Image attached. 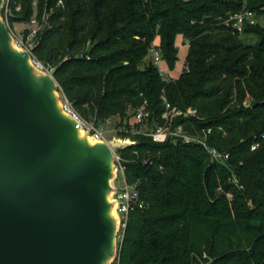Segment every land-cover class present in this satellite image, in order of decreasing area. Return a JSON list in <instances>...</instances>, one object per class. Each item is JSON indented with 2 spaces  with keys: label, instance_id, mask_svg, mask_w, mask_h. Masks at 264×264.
<instances>
[{
  "label": "trees",
  "instance_id": "obj_1",
  "mask_svg": "<svg viewBox=\"0 0 264 264\" xmlns=\"http://www.w3.org/2000/svg\"><path fill=\"white\" fill-rule=\"evenodd\" d=\"M16 1L18 21H30L34 0ZM58 1L38 0L44 26L33 56L57 67L63 99L83 119L123 120L144 100L159 118L165 97L198 110L199 117L175 120L185 133L211 128L208 146L228 155L213 158L197 142L132 136L136 144L119 152L144 206L129 214L121 263L264 264V26L256 19L239 33L225 23L244 10L264 15V0ZM244 33L256 43H245ZM179 35L188 41L189 70L166 82L149 48L155 43L172 69Z\"/></svg>",
  "mask_w": 264,
  "mask_h": 264
},
{
  "label": "water",
  "instance_id": "obj_2",
  "mask_svg": "<svg viewBox=\"0 0 264 264\" xmlns=\"http://www.w3.org/2000/svg\"><path fill=\"white\" fill-rule=\"evenodd\" d=\"M4 3L0 0V264H110L120 229L113 150L136 141L96 139L85 158L73 153L66 128L92 136L64 108L57 67L50 74L38 72L44 70L16 43L1 16ZM107 210L114 211L109 219Z\"/></svg>",
  "mask_w": 264,
  "mask_h": 264
},
{
  "label": "built area",
  "instance_id": "obj_3",
  "mask_svg": "<svg viewBox=\"0 0 264 264\" xmlns=\"http://www.w3.org/2000/svg\"><path fill=\"white\" fill-rule=\"evenodd\" d=\"M62 1L59 0L58 4H61ZM36 1H33V5L36 6ZM16 6L17 9L20 7V3L16 0H5L4 10L6 14V21L11 27L10 23V14L13 10L12 6ZM246 22L250 24L256 23L255 13L251 10H244L234 15H231L226 19L225 23L231 25L237 32L242 33L244 30V25ZM42 28V23L38 19L37 12L34 13L31 20L25 24V28L20 30L19 35L15 34L16 43L19 46H22L28 50L31 55L34 64L43 69L49 70L41 61L37 60L33 56V51L31 50L36 43V37L39 30ZM149 56L151 61L158 67L160 75L163 80L169 82L173 80L171 74L161 68L160 64L164 61L161 50L157 48L156 44L153 43L149 48ZM189 65L185 63L183 71H188ZM64 108L72 113V115L78 120L79 124L77 126H82L85 130L90 132L91 136L97 140L108 139L105 136V127L104 122L98 124L96 120L87 121L81 117V115L73 108L72 104L69 101H63ZM165 108L159 118H156L150 108L148 107L147 100H144L138 107L129 108L126 117L122 120L120 117H112L105 120V122H110L114 125V132L123 137L133 138L132 136L141 134L152 138L154 141H166L168 139H180L185 143L197 142L201 143L203 146L207 147L209 153L213 158L222 159L223 157L227 158V154H222L214 147L208 146V135L211 133V128L203 130V134H194L190 135L184 132L182 124H176L175 120L177 118H191L199 117L198 110L192 107L187 109H180L176 106L171 105V103L164 97ZM129 116V117H128ZM128 118L132 122V127L127 126ZM118 122V123H117ZM131 123V122H130ZM264 138V133L262 135ZM259 146V143H255L252 146V149H256ZM115 156V170L117 173L116 182L119 180V174L123 175V185L117 187L114 198L117 200V212L120 217V229L123 231L126 228L128 217L131 211L136 207H143L144 203L139 199V193L137 191L136 184H130L127 180L125 173V159L119 150H113ZM145 163H148V160H144ZM235 182L238 183V180L235 179ZM114 264H122L118 253L115 257Z\"/></svg>",
  "mask_w": 264,
  "mask_h": 264
},
{
  "label": "rangeland",
  "instance_id": "obj_4",
  "mask_svg": "<svg viewBox=\"0 0 264 264\" xmlns=\"http://www.w3.org/2000/svg\"><path fill=\"white\" fill-rule=\"evenodd\" d=\"M34 1H36L37 4H36V6L33 5V7H34L33 15H34L35 12H37V8H38V0H34ZM20 8H21V6L18 8V10H20ZM46 13H47V11H45L44 17L46 16ZM1 16L6 21V14H5L4 6H3L2 10H1ZM12 16L15 17V18H14L13 22L11 23V27L9 26V24L7 23V21H6V24H7V27L9 29V31L11 32V34L15 38L14 33L17 34V35H19L20 30H23V28H25V24L27 22H20V21H18L19 20L17 18L18 15L15 14L13 12V10H12L9 18H11ZM230 16H231V14H230ZM256 19L260 23V25L264 26V15L257 16ZM43 26L44 25L42 23V27ZM241 38L243 39V41L245 43H248V44H254L257 41V37L255 35H253V34L244 33V34L241 35ZM156 42H158V40H156ZM176 46L178 48V57H179V59H178L176 65H175V67L171 69L167 65V63L165 61H162L161 64H160L161 68H163L164 70L168 71L173 78L178 77L183 72V70H184L185 63H186V57H187V53H188V41L185 42V40L179 35L177 37V40H176ZM148 59L151 60V57L148 56ZM38 72H40V73H46V74H50L51 73L50 70H44V72L43 71L42 72L41 71H38ZM58 91H59V98H60V100L62 102V101H64V99H63V95H62V93L60 91V86L58 87ZM87 121H90V120H87ZM130 122L132 124L133 121L131 120ZM103 125H104L105 131H106L105 132V136H106V138L108 140L109 139H113L115 137L127 138V137H123L121 135L122 133H119V134L115 133L114 130H113L114 125L112 123H110V122L107 121V122H104ZM132 140H133V138H132ZM113 184H114L115 189H117V187H121L124 184L123 183V175L121 173L119 174V180L116 182V179H115L114 182H113ZM115 191H114V193H115ZM229 196H231V194H229ZM122 233H123V231L121 229H119L118 237H117L118 249H117L116 254L113 256V259L111 260L110 264H114L115 257H116V255L118 253V250H119V243H120V241L122 239Z\"/></svg>",
  "mask_w": 264,
  "mask_h": 264
},
{
  "label": "bare ground",
  "instance_id": "obj_5",
  "mask_svg": "<svg viewBox=\"0 0 264 264\" xmlns=\"http://www.w3.org/2000/svg\"><path fill=\"white\" fill-rule=\"evenodd\" d=\"M1 48L3 49V47L1 46ZM56 95L53 93L51 94V97H55ZM66 136L67 138H69L73 143L72 145L75 147L71 148V150H73V153L77 156H80V158H85L86 157V152L88 150H90L96 143V139H94L93 137H87L84 138L83 136H81L78 132L74 131V129L70 128H66ZM93 138V139H92ZM77 148V149H76ZM82 153V154H80ZM77 156V157H78ZM114 213V211L107 210L105 215V219H109L110 216H112Z\"/></svg>",
  "mask_w": 264,
  "mask_h": 264
}]
</instances>
